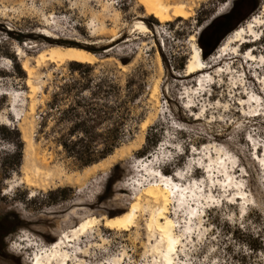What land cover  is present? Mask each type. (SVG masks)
Wrapping results in <instances>:
<instances>
[{
  "label": "rangeland",
  "instance_id": "1",
  "mask_svg": "<svg viewBox=\"0 0 264 264\" xmlns=\"http://www.w3.org/2000/svg\"><path fill=\"white\" fill-rule=\"evenodd\" d=\"M236 1L171 0V4H195L194 14L189 19L161 23L146 15L137 0H0V93L20 91L16 112L29 114V123L24 127L27 124L25 128L33 133L37 150L47 155L50 166L57 172L79 176L76 182H57L51 188L22 182L27 146L23 132L11 115V124L0 126V215L10 216V227L17 225L0 243V264H30L35 257L33 253L57 240L63 231L68 232L87 216L106 219L124 215L138 192L133 189L135 185L155 181L154 174L147 172L142 164L150 156L147 163L150 167H160L170 175L181 170L183 178L178 179L181 183L205 181L203 190L215 192V198L205 200L202 224L195 223L186 232L178 264H264V163L257 158L256 151L260 148V155L264 156V110L260 115L261 110H250L252 103L248 102L253 92L259 96V92L263 93L264 101V23L262 29L258 28L260 39L248 44L255 48V59L248 56L251 48L246 50V46L244 54L231 53L221 58L218 55L215 60L219 46L233 31L225 35L235 19L217 29L211 25L217 18L228 16ZM263 8L264 0H259L258 8L236 28ZM114 9L120 12V18L115 19ZM138 20L144 21L151 32L131 33V27ZM103 23L107 27L105 31L98 29ZM41 28L50 34L37 33ZM113 32H119L120 39L107 52ZM203 35L210 46H216L209 55L202 50L203 58L211 65L207 75H212L202 87L198 78L203 75L185 77L183 74L192 56L191 38L195 36L202 49L200 37ZM33 43L38 45L33 48ZM51 45L85 47L98 61L81 63V66L76 62L56 65L46 61L37 66L35 57ZM18 47L25 50L36 66L32 81L36 85L34 98L30 96L28 73L22 67ZM104 76L117 84L110 95L113 103L128 94L135 97V102L129 103L132 132L122 137V143L110 155L122 147H129L130 153L115 162H111L109 155L97 162L100 171L87 172L86 168L92 165L81 167L59 144L70 123L62 121L59 112L51 109L49 103L55 91L67 81L98 82ZM155 86H158V101L151 98ZM84 95L89 97L90 90H85L79 98ZM244 96L247 104L241 101ZM74 98L79 99L64 96L60 105L67 107ZM252 100L255 105L262 103L260 99ZM100 101L103 103L105 98L101 97ZM9 103L8 95L0 98L1 113ZM32 103L35 104L33 111ZM107 124L102 121L99 127ZM99 144L102 145L101 139ZM146 144L149 145L147 154L142 155L139 151ZM224 153L233 156L231 169L237 167L234 177L247 190L248 201L236 194L238 187L230 185L228 180L227 185L207 180L204 167L213 164L211 157ZM144 175H148L146 179ZM139 180H143L141 185ZM138 214V227L132 231L109 230L97 225L90 235L84 236L86 264H115L114 260L118 259L121 264H161L149 250L155 239L149 240L144 228L147 216L143 209ZM30 231L39 236L40 246L34 242L33 233L34 237L23 241ZM31 243L33 248L22 249Z\"/></svg>",
  "mask_w": 264,
  "mask_h": 264
},
{
  "label": "bare ground",
  "instance_id": "2",
  "mask_svg": "<svg viewBox=\"0 0 264 264\" xmlns=\"http://www.w3.org/2000/svg\"><path fill=\"white\" fill-rule=\"evenodd\" d=\"M137 1L139 5L144 8L146 15L150 17H154L156 20L160 21L161 23L172 22L178 18L189 19L194 14L195 4H191V5H187L185 3L171 4V0H137ZM113 16L115 17V19L120 18V12L118 10H115ZM263 23H264V8L260 13L253 15L252 18L246 21L243 25L234 29L224 39L223 43L219 46L218 51L215 53V60H217L219 56L221 58L224 55L227 56L231 53L237 54L238 56L241 53L244 54L245 52L243 51V49L246 46H247L246 50L251 48L250 50H248L250 51L248 53V56H250L251 59L252 58L255 59L256 58L255 48L248 47V44L250 42L252 43L257 42L260 39V37H256V36L260 34V30L258 28L260 27L262 29ZM106 28L107 27L105 26L104 23L98 27V29L101 31H105ZM137 30H140V32L141 31L151 32L150 28L142 20H138L131 27V33L137 34L139 32V31L136 32ZM37 33L43 36H45L46 33L50 34V32L44 28L39 29ZM48 36L50 38L53 37V35H48ZM112 36H113L111 38L112 40L109 42V44L112 45L106 50L107 52L112 51L115 43L120 39V33L113 32ZM248 38H253V40L249 41ZM191 39H192V56L189 58L187 62L186 70L184 71L183 75L186 77L200 73L204 77L200 76L198 78V81L200 79L201 84L199 82V85L203 87L205 85V82H207L209 78L210 79L212 78V75H207L209 66L211 65L210 63H207L206 60L203 58L202 49L198 46L196 42V37L193 36ZM28 44H29L28 46H30V43ZM36 45L38 44L33 43V48ZM17 54L21 57L20 59L22 61L23 69L28 73L27 83L28 86L30 87V96L34 98L36 85L34 86L32 81L36 74V66L32 65V58L29 57V55L25 52V50L22 47H18ZM35 61L37 66L41 65L43 62L46 61L50 63H54L56 65H61V64L64 65V63H69V62L93 64L96 61H98V57L94 53L90 52L89 50H87L85 47L82 46L51 45L48 48L41 50L38 53V55L35 57ZM197 86L198 84H196V87ZM196 87H194L193 90H195ZM263 91H264V85L262 86V92ZM19 93L20 91H15L12 93L8 90L0 93V98L5 95H8L10 98V103L8 108L4 111V113L0 112V126L11 124L12 122L10 118L11 115L14 117V120L16 119L18 120L20 129L23 132L22 133L24 136V137L22 136L24 138L23 141H26L25 144L27 143L26 144L27 146L25 147L26 150L24 151L25 160L22 168L23 169L22 171H24L23 172L24 177L21 181L24 182L23 180H25L27 184L31 186H36L38 188L39 186L40 188L41 187L47 188L57 182L73 183L78 181L79 179L77 180V178H79V176L76 178V175L73 173L64 174L61 171L57 172L55 170V167L52 168L50 166V163L47 159V155L45 156L44 153L42 152L41 153L43 155H40L41 154L40 150H37L39 149V147L37 146L38 148H36L35 146L36 141L34 142L33 133L30 132L31 130L28 132V129L25 128L27 124L24 127V124L29 121L28 120L30 117L29 114H27V112L24 113L16 112L18 110L17 109L18 106L20 105L18 102L20 101ZM259 94L261 96H259L257 92H253L248 102L250 104L252 103V105H250L251 108L250 110L255 112L258 111V109H260L261 112L259 114L262 115L263 114L262 110H264V101L262 97L263 93L259 92ZM151 98L156 101L159 100L158 86L154 87L151 93ZM246 98L247 96L241 98V101L244 104H247ZM252 99H256L257 101H259L260 99L262 103L255 105V102H253ZM34 108H35V104L32 103L31 110L33 111ZM244 110H246V107L244 108ZM144 126H146L145 122H144ZM118 150L119 151L118 152L116 151L115 154L110 155L111 162H115L118 159H124L130 153L129 147L128 149L122 147L121 149L119 148ZM218 151L220 152V149H218ZM256 151H257V158H259L260 161L264 163V156L261 157L260 148L256 149ZM224 155H228L229 157L225 158ZM142 158L143 157H140L139 159ZM107 160L109 159L107 158ZM150 160H151V156L148 159L145 160L143 159L142 164L145 166L144 169L147 172L154 174L155 181H151L149 184L141 185L142 184L141 182L143 180H139L138 184L141 186L135 185V188H133L134 190H138V192L135 191L136 196L134 197V201L130 209H128V211L124 215L115 218H106V219H100L101 217L97 218L91 215L87 216L81 219L78 222V224H76L72 229L70 230L68 229L69 230V231L67 230L68 232L66 231L65 232L63 231V233L61 232L62 235H60V237L57 240L51 242L50 244H47L46 247L43 246L36 252V254L33 253L35 257L32 259V262L29 261L28 262L30 264H71L72 262H75L74 264H86L87 250L84 249L82 245L84 236H87L89 232L90 233L93 232L95 226L97 227V225H103L106 229L109 230L126 231V232L132 231L133 228L138 227V222H139L138 218L140 216V214H138V211L140 209H143L145 215L147 216V218L145 219L144 228L149 235V240L155 239L154 243H150L149 250L150 252L155 254L157 258L156 259L157 262H160L161 264H168V260L166 259V254L169 246V240L171 238H179L181 234L186 236L185 235L186 232L188 230L190 231L191 229H193L195 223L202 224L204 218L202 215H204L203 214L204 212L206 213V210L204 212L202 210V208H205L204 207L205 200H209V198H215L216 196L213 189L203 190V187H205V181H203V183H198L199 181L196 180L194 184L193 183H190L189 185L183 184L180 181H178V179L183 178V173L181 172V170L174 173L173 175L165 174L160 167L159 168L150 167L151 165L149 166V164H147ZM210 161L213 164H209L204 167V170L206 169L205 172L208 174L209 177V179L207 180L212 182L218 181L221 185L226 184L228 180L230 185L232 186L235 185L238 187V190H236V194L242 196L245 200L248 201L249 199L247 197V190L246 189L244 190L242 187H240L241 182L238 180V178L234 177V175H236L238 172L237 167L233 166V169H231L230 164L233 162V156H230L229 153H224L218 156L217 158L211 157ZM99 166H100L99 163L94 164L90 167H87L86 171L88 172L89 170H93V171H96L97 169L99 170ZM60 168L62 167L60 166ZM102 172H104V170ZM87 175L89 174L87 173ZM144 176H145L144 178L146 179L147 178L146 176L148 175H144ZM85 178L86 177H84V179ZM232 189L234 191V188ZM79 190L80 192L83 191V187L82 188L79 187ZM239 200L240 198H237V201ZM185 214H188L190 216L185 217ZM168 221H171L172 223L169 224ZM177 223H179V225L182 228H184L183 233H181L180 230H177V228L173 227V225H176ZM32 233L36 237L34 239V242L36 241V244L40 246L38 239L39 236L32 231H30L29 235L26 234L29 237H27L23 241L30 240L31 236H33L31 235ZM183 246H185V239H182L181 242L178 245H176L178 252L174 257L173 264H178L177 262L180 261L179 251H181V248H183ZM30 248H33L32 243L31 246L23 247L22 249L30 250ZM82 253H84L83 256L81 255ZM114 262L115 264H121L120 259L114 260Z\"/></svg>",
  "mask_w": 264,
  "mask_h": 264
},
{
  "label": "trees",
  "instance_id": "3",
  "mask_svg": "<svg viewBox=\"0 0 264 264\" xmlns=\"http://www.w3.org/2000/svg\"><path fill=\"white\" fill-rule=\"evenodd\" d=\"M259 0H237L232 11L228 16H221L212 22V29H217L229 20L235 19L225 35L236 29L237 25L248 17L258 8ZM202 50L209 55L212 53L214 45L206 42V35L200 37ZM81 66V63H76ZM87 79V83H81L78 80L67 81L59 87L53 94L49 107L59 112L60 119L70 123L68 131L59 138V144L64 153L73 158L81 167H87L99 162L114 152L122 143V137L132 132L130 121H132L130 102H135V97L130 94L119 102L113 103L110 100L111 92L117 87V84L104 76L99 81ZM90 90V96L79 98L85 90ZM78 97L70 101L67 107H62L60 102L62 97ZM105 98L102 103L100 99ZM102 121L108 124L104 128L99 125ZM102 140V145L99 144ZM149 144V137L147 138ZM148 144L139 151L140 154H147ZM10 216L0 215V243L3 239L15 231L17 225L9 226Z\"/></svg>",
  "mask_w": 264,
  "mask_h": 264
},
{
  "label": "snow or ice",
  "instance_id": "4",
  "mask_svg": "<svg viewBox=\"0 0 264 264\" xmlns=\"http://www.w3.org/2000/svg\"><path fill=\"white\" fill-rule=\"evenodd\" d=\"M168 223L171 224L172 222L168 221ZM173 227L179 228L181 233H183V228L179 225V223H177L176 225H173ZM182 239H186V237L183 234H181L179 238H171L169 240V246H168L167 254H166V259L168 260V264H173L174 257L176 253L178 252L176 245H178Z\"/></svg>",
  "mask_w": 264,
  "mask_h": 264
}]
</instances>
